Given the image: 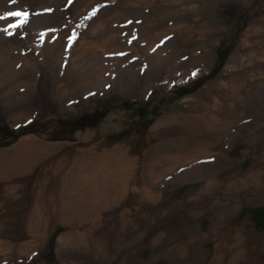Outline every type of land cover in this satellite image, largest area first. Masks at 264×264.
Wrapping results in <instances>:
<instances>
[{"label":"rangeland","instance_id":"374dc122","mask_svg":"<svg viewBox=\"0 0 264 264\" xmlns=\"http://www.w3.org/2000/svg\"><path fill=\"white\" fill-rule=\"evenodd\" d=\"M0 264H264V0H0Z\"/></svg>","mask_w":264,"mask_h":264},{"label":"bare ground","instance_id":"6f19581e","mask_svg":"<svg viewBox=\"0 0 264 264\" xmlns=\"http://www.w3.org/2000/svg\"><path fill=\"white\" fill-rule=\"evenodd\" d=\"M131 143H132V141H129V143H123V144H121V145H119L117 148H116V150L117 149H120V151L121 152H124V151H128V147H129V150H130V145H131ZM134 143V142H133ZM137 143V142H136ZM132 147H133V145H132ZM114 151V149L112 150V152ZM83 176L82 175H78L77 176V179L78 180H80L81 178H82ZM74 179V181H78L77 179H75V178H73ZM66 181H67V178H66Z\"/></svg>","mask_w":264,"mask_h":264},{"label":"snow or ice","instance_id":"6c2138e0","mask_svg":"<svg viewBox=\"0 0 264 264\" xmlns=\"http://www.w3.org/2000/svg\"><path fill=\"white\" fill-rule=\"evenodd\" d=\"M14 15H19V13H14Z\"/></svg>","mask_w":264,"mask_h":264}]
</instances>
